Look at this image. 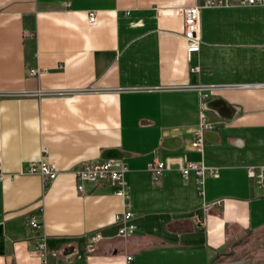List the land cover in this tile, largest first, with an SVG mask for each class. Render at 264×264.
Masks as SVG:
<instances>
[{
	"label": "crops",
	"instance_id": "0c3cea01",
	"mask_svg": "<svg viewBox=\"0 0 264 264\" xmlns=\"http://www.w3.org/2000/svg\"><path fill=\"white\" fill-rule=\"evenodd\" d=\"M198 2L0 0V264H221L264 231V191L246 171L264 165V4L202 8L188 53L180 10ZM215 98L234 113L207 109ZM201 122L217 137L202 152ZM171 136L179 146L163 145ZM110 148L128 153L126 194L78 191L74 167ZM153 158L169 161L157 177ZM179 159L217 177L206 171L200 191ZM40 160L57 171L46 187L24 171ZM128 208L133 232L118 236ZM92 232L104 237L88 251Z\"/></svg>",
	"mask_w": 264,
	"mask_h": 264
},
{
	"label": "built area",
	"instance_id": "2783aa9c",
	"mask_svg": "<svg viewBox=\"0 0 264 264\" xmlns=\"http://www.w3.org/2000/svg\"><path fill=\"white\" fill-rule=\"evenodd\" d=\"M264 4V0H200V2L193 5L182 7L181 14L183 17V35L186 43V50L188 53L196 52L199 49L200 41V28L199 18L200 10L204 7H218L229 5H258ZM166 14H172V10L164 11ZM88 22H95V12L90 11L88 13ZM195 66L191 67L192 71H197ZM39 72L37 68L27 69L28 75H34ZM200 107L203 109L204 102L207 99V93L199 92ZM203 118V114H202ZM212 126L208 123L201 122L199 128L193 133V139L191 145L202 152V147L205 140V131L211 129ZM169 166V161L161 160L160 158H153L148 164V170L153 177H157L161 174L162 170ZM178 170L183 178H187L191 171L194 172L197 185L200 191H202L203 177L206 171L210 172L213 176L217 177V168L206 167L202 163H196L189 160L179 159ZM27 173H39L42 177L43 186L52 181L57 174L54 165L48 161L40 160L38 162L30 161L26 164L24 169ZM127 167L125 163L118 158H106L96 160H86L79 163L74 167V174L76 175L78 191H83L84 184L96 186H109L112 187L117 195L124 196L127 190V181L125 179V172ZM247 174L252 177L259 187L264 191V165L248 166L246 168ZM3 177L0 162V179ZM131 217L130 209H125L120 213L114 215V225L116 227V235L127 236L133 232V225L128 223ZM29 224L33 229L39 228V223L34 218L29 220ZM104 236L100 232L89 233L86 237V247L88 251L95 249V243H97ZM43 247V244H39ZM128 258V257H127Z\"/></svg>",
	"mask_w": 264,
	"mask_h": 264
},
{
	"label": "water",
	"instance_id": "95a60500",
	"mask_svg": "<svg viewBox=\"0 0 264 264\" xmlns=\"http://www.w3.org/2000/svg\"><path fill=\"white\" fill-rule=\"evenodd\" d=\"M205 107L207 109L213 110L214 112H217L220 116L224 118H228V116L230 117L235 111V108L223 98L211 99L207 101V103L205 104ZM205 138L215 140L217 137L214 131H207L205 132ZM163 145L165 147H177L180 145L179 138L176 136L167 137L163 140ZM127 155L128 153L125 151H120L117 148H110V149L103 150L102 153L100 154V158L102 159L123 158ZM72 250H73L72 246H67L63 254L69 255L72 252ZM232 253H233V250L231 249L229 253L225 252L224 254L230 255ZM218 256L220 255H217L216 258ZM246 262H247L246 259H238V260L227 261L221 264H245ZM258 264H261V263H258Z\"/></svg>",
	"mask_w": 264,
	"mask_h": 264
},
{
	"label": "rangeland",
	"instance_id": "374dc122",
	"mask_svg": "<svg viewBox=\"0 0 264 264\" xmlns=\"http://www.w3.org/2000/svg\"><path fill=\"white\" fill-rule=\"evenodd\" d=\"M242 243L233 247L231 260L234 256H243L245 264H264V231L245 235L241 238ZM230 260V261H231Z\"/></svg>",
	"mask_w": 264,
	"mask_h": 264
}]
</instances>
